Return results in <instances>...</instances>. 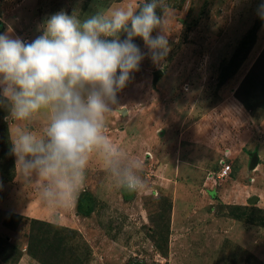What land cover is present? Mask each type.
Listing matches in <instances>:
<instances>
[{
    "label": "rangeland",
    "instance_id": "rangeland-1",
    "mask_svg": "<svg viewBox=\"0 0 264 264\" xmlns=\"http://www.w3.org/2000/svg\"><path fill=\"white\" fill-rule=\"evenodd\" d=\"M143 2L0 0V33L30 42L61 10H75L83 19ZM164 3L171 9L170 51L158 64L145 56L106 117V134L122 155L142 162L138 192L118 187L117 177L93 154L71 206L47 207L35 183L16 170L8 144L24 130L42 136L48 114L7 121L0 108V264H264V113L253 115L237 97L264 50L258 14L264 0ZM134 43L147 53L142 38ZM239 134L251 142V151L262 153L263 166L250 177L255 181L241 177L252 187L243 191L246 196L259 198L246 205L225 203L230 194L222 193L235 170L246 169V159L228 157L234 165L228 180L215 177L229 138ZM184 161L214 169L216 179L197 185L182 180L176 169Z\"/></svg>",
    "mask_w": 264,
    "mask_h": 264
},
{
    "label": "clouds",
    "instance_id": "clouds-1",
    "mask_svg": "<svg viewBox=\"0 0 264 264\" xmlns=\"http://www.w3.org/2000/svg\"><path fill=\"white\" fill-rule=\"evenodd\" d=\"M170 13L164 0H144L138 8L97 11L83 19L75 10L71 15L61 10L43 22L42 34L30 42L0 33L5 119L30 122L41 112L48 114L42 136L21 131L11 138L10 148L16 170L35 183L47 207L71 206L93 154L128 193L144 184L142 162L122 155L106 134V117L145 56L156 64L167 56ZM258 14L264 19V3ZM136 38H142L147 53Z\"/></svg>",
    "mask_w": 264,
    "mask_h": 264
},
{
    "label": "crops",
    "instance_id": "crops-1",
    "mask_svg": "<svg viewBox=\"0 0 264 264\" xmlns=\"http://www.w3.org/2000/svg\"><path fill=\"white\" fill-rule=\"evenodd\" d=\"M235 107L239 106L240 104H236L234 102L233 104ZM249 115V114H248ZM251 123H253L251 121ZM209 132H207L206 135H208ZM229 140H232V142H230V145H228V148L230 147V149H228L227 151H225L223 154V156L221 157L222 159L219 161L220 162H225L226 164H228V160H226L228 157L231 159V158H234L236 159V161H245L246 159V169H242L240 170L241 168H239L238 171L235 170V173L233 175V179L231 180V183L228 184L227 186L228 187H224L225 189L222 191V193H224L225 191H227L229 194H230V201L228 200H223L225 203H235L236 205H246V202L250 201L251 199H259L257 197H251L250 194H248L246 196V194L244 192H248V187H251L250 185H247L243 182V179L241 178L242 176L245 178V177H248V182L252 181L254 182L255 179L253 178H250L253 176V173L255 172V170L257 171V169L259 170V167L261 168L262 165V153H260V151L255 147V145H259L258 144V141H255L253 143L252 146H254V150H250L251 148L249 147L251 145V142L248 143L247 141V138L246 137H242L240 134H239V137L238 138H229ZM239 141V144L236 142ZM229 144V143H228ZM215 148V147H214ZM249 148V149H248ZM259 148V147H258ZM247 149L249 150L248 153L247 152ZM244 154H245V157H244ZM254 154H257L258 158H259V162H258V165L255 169L251 170L250 169V165H251V161H252V157ZM264 155V154H263ZM184 166L181 167V170L180 168L179 169H176V174H178L180 171L182 173V180H186V181H190L192 182L193 185H197L199 184L200 181L204 180V181H214L213 179H216L214 178L215 176V170L212 169L213 171L209 170L207 171V167H201L199 169H197L196 167H194L191 163L187 162V161H184ZM221 166V169H222V166H223V163L220 165ZM238 167L240 166L237 165ZM194 167V168H193ZM197 169V170H196ZM221 169L218 171H216V176L217 179H223V178H219V173L221 171ZM232 170H234V165L232 166ZM254 171V172H253ZM233 172V171H232ZM184 173V174H183ZM213 178V179H212ZM227 178L223 179V180H226ZM228 180V179H227ZM242 182H240V181ZM203 181V182H204ZM245 182H247V180H244ZM216 182V181H215ZM208 183V182H207ZM249 184V183H248ZM252 188V187H251ZM229 189V190H228ZM244 191V192H243ZM213 192L214 190L210 191V194H212L213 196ZM232 192V193H231ZM215 193V192H214ZM222 195H225L227 196V193L226 194H221ZM223 196V197H225Z\"/></svg>",
    "mask_w": 264,
    "mask_h": 264
},
{
    "label": "trees",
    "instance_id": "trees-1",
    "mask_svg": "<svg viewBox=\"0 0 264 264\" xmlns=\"http://www.w3.org/2000/svg\"><path fill=\"white\" fill-rule=\"evenodd\" d=\"M237 97L245 109L253 115L258 110L264 113V50L244 79L237 92ZM8 146V151H10L11 141Z\"/></svg>",
    "mask_w": 264,
    "mask_h": 264
},
{
    "label": "built area",
    "instance_id": "built-area-1",
    "mask_svg": "<svg viewBox=\"0 0 264 264\" xmlns=\"http://www.w3.org/2000/svg\"><path fill=\"white\" fill-rule=\"evenodd\" d=\"M231 172H232L231 165L226 164L225 162H223L222 169H221V171L219 173V178H223V179L227 178V177H229Z\"/></svg>",
    "mask_w": 264,
    "mask_h": 264
},
{
    "label": "water",
    "instance_id": "water-1",
    "mask_svg": "<svg viewBox=\"0 0 264 264\" xmlns=\"http://www.w3.org/2000/svg\"><path fill=\"white\" fill-rule=\"evenodd\" d=\"M161 73L158 74V76L160 75ZM123 114L126 113L125 110H122ZM258 162H259V158L257 156V154H254L253 157H252V161H251V165H250V169L253 170L257 167L258 165Z\"/></svg>",
    "mask_w": 264,
    "mask_h": 264
}]
</instances>
